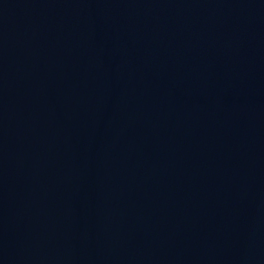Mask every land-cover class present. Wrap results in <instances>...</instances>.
Returning <instances> with one entry per match:
<instances>
[{"label": "water", "instance_id": "water-1", "mask_svg": "<svg viewBox=\"0 0 264 264\" xmlns=\"http://www.w3.org/2000/svg\"><path fill=\"white\" fill-rule=\"evenodd\" d=\"M0 264H264V0H0Z\"/></svg>", "mask_w": 264, "mask_h": 264}]
</instances>
